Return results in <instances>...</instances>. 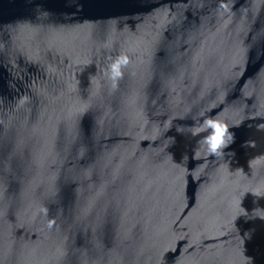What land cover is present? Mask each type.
Segmentation results:
<instances>
[{
    "label": "water",
    "instance_id": "1",
    "mask_svg": "<svg viewBox=\"0 0 264 264\" xmlns=\"http://www.w3.org/2000/svg\"><path fill=\"white\" fill-rule=\"evenodd\" d=\"M261 123L264 0H0V264H264Z\"/></svg>",
    "mask_w": 264,
    "mask_h": 264
},
{
    "label": "clouds",
    "instance_id": "2",
    "mask_svg": "<svg viewBox=\"0 0 264 264\" xmlns=\"http://www.w3.org/2000/svg\"><path fill=\"white\" fill-rule=\"evenodd\" d=\"M131 58L129 55L121 53L118 55L108 66L106 75L109 80H111L113 87L117 85L119 80L124 76V69H126L131 63ZM232 127H238V125H233ZM257 130H264V123L257 125ZM207 131L206 136H202L201 139L197 141L200 146H206V151L209 155L215 157H222L225 154V150L229 146L235 143V133L230 131V126L225 121L218 118H207L200 122L198 125L192 127V135L197 136L201 132ZM249 141L245 142L244 146H250ZM234 156V152L228 153ZM42 211L47 215V209H42ZM55 221H49L48 227L51 229Z\"/></svg>",
    "mask_w": 264,
    "mask_h": 264
}]
</instances>
